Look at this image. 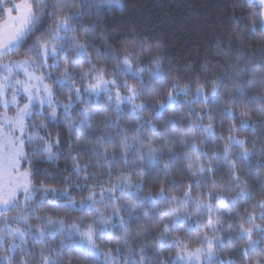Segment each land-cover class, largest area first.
<instances>
[{
	"label": "snow or ice",
	"instance_id": "6c2138e0",
	"mask_svg": "<svg viewBox=\"0 0 264 264\" xmlns=\"http://www.w3.org/2000/svg\"><path fill=\"white\" fill-rule=\"evenodd\" d=\"M245 4L251 9L247 27L264 31V0H237L236 6ZM113 7L123 10L122 0H0V14L6 15L0 24V264H98L101 256L103 264H234L231 255L219 259L216 249L245 237L247 264H264V248L252 238L259 232L264 239V227L256 223L257 218L264 221V67L257 72L254 64H241L239 56L235 63L175 67L159 42L136 36L114 46L108 34L96 32L97 21L85 22L92 8L102 18L104 9L111 12ZM228 47L231 50V41ZM190 93L176 115L178 98ZM165 109H173V115L164 118ZM237 112L239 127L234 122L226 138L218 137L224 143H216L215 114L234 117ZM37 116L38 122L33 119ZM159 120L163 123L153 122ZM46 121L67 130L68 152L61 170L66 174L57 183L50 182L55 176L48 169L38 170L40 164L61 158V134H53ZM238 130L250 132L251 138H238ZM199 133L207 135L201 139ZM205 142L215 146L211 157L201 147ZM233 148L239 150L229 159ZM221 156L227 165L222 179L235 185L234 195L225 196L211 175L219 171L215 160ZM94 157H99L98 170L90 172ZM165 158L164 182L157 187L146 179V167ZM241 161H248L249 167H239ZM173 168L188 173L182 197L171 191L184 185L170 176ZM193 187L200 190L195 195ZM83 188L86 194L74 191ZM238 197L245 205L251 202L253 210L245 207L242 215L225 207L226 199L235 206ZM136 200L150 201L152 215L139 212ZM205 211L207 223L201 226L199 216ZM213 212L222 214L213 219ZM193 215L198 217L197 228L211 233L196 234L198 247H190L177 234L180 230L190 235L186 222ZM233 220L245 222L233 229ZM109 225L118 226L120 234L115 242L105 243V236L113 235ZM169 234L172 243L165 255L163 241ZM56 235L61 236L59 244H45L39 260H33L23 243L26 238L43 242Z\"/></svg>",
	"mask_w": 264,
	"mask_h": 264
},
{
	"label": "trees",
	"instance_id": "16d2710c",
	"mask_svg": "<svg viewBox=\"0 0 264 264\" xmlns=\"http://www.w3.org/2000/svg\"><path fill=\"white\" fill-rule=\"evenodd\" d=\"M95 3H100V0H95ZM123 10L113 7L112 11L109 12L107 8L104 9L105 15L102 18H98L95 9L92 8L85 15V22L88 21H97L98 27L96 32H104L110 37L109 43L118 47L119 41L124 39H131L132 36H136L141 40H146L149 43L159 42L163 55L170 59L173 62L175 67H182L189 63L195 64L197 68L201 63L207 61L211 65H223L226 61L235 63L236 57H241V64L245 61H248L255 65L256 71L260 72L262 67H264V31H261L259 28L252 30L247 27L249 23L248 15L251 9L245 4L244 7L236 6L237 0H122ZM3 18V14H0V19ZM46 22L45 26H47ZM82 31V30H81ZM238 38H242L244 43H239ZM231 41L232 47L229 50V42ZM97 46H101L102 42L100 40L95 41ZM223 50V51H221ZM89 52H92V49L89 48ZM148 53H145L142 59L147 60ZM109 64L113 61L107 62ZM58 74V73H57ZM129 81L132 80L131 76L126 77ZM147 79V75H145ZM184 80L188 79L185 75ZM183 83V80L181 81ZM159 87V85L157 86ZM58 96L63 98L62 94L58 91ZM180 103L174 106L176 115H179V110L181 107H185L184 101L186 99H191V93L188 97H179ZM139 103V101H137ZM125 111H128L127 105H122ZM196 111L200 110V105L193 106ZM150 113H145L149 115ZM173 115V109H165L163 116L167 118L168 116ZM216 115V126L215 133L216 136L213 139L216 143L223 144L224 140L218 139L221 135L226 138L229 135V127L234 122L239 127V112H237L234 117L221 116L220 114ZM127 119V118H126ZM35 120L38 122L40 117H36ZM156 124H162L163 120L153 121ZM208 121L205 120L206 124ZM50 131L55 134L57 131L61 134L62 144H61V158L52 164L42 163L38 166V170L48 169L53 173L55 179L51 180V183H57L60 180L62 174L61 170L64 168L65 157L68 152V138L67 130L64 126L57 125L51 121H46ZM187 123V121H186ZM207 135L206 133H199L201 139ZM238 138H251V133L248 131L238 130L234 133ZM250 146V145H249ZM260 145L258 144L257 147ZM201 147L208 153L209 157L213 151H215L214 144L210 142H205ZM110 152L112 151L110 147ZM178 151L180 149H177ZM238 148H233V155L229 159H235V152L238 151ZM89 153H85L81 159H86ZM195 156V153H193ZM99 157H94L93 166L88 169V171H97L98 169L95 166V161ZM202 159H207L202 157ZM165 159L160 160L155 165H150L146 167L145 176L146 179L152 180V182L158 187L160 183L164 182V173L163 165ZM215 160V158H214ZM117 165L120 168H124L123 162L117 160ZM130 163V162H129ZM186 163V162H185ZM215 163L218 165L219 171L211 174L215 179H217L218 184L224 187V195L228 196L230 193L235 194L236 187L235 185H228L226 183V177L222 179V176L227 172V165L223 161L221 156L218 160H215ZM252 164L255 161L251 162ZM239 167L248 168V161L239 162ZM249 171L254 173V168H249ZM113 178L117 175L116 171H113ZM170 176L176 178L177 180H183L184 185L177 184L171 189L172 193L182 197L183 191L182 188L187 185L189 182V177L187 171L178 172L176 168H173L170 172ZM158 177V179H153ZM248 178L247 176L245 177ZM73 179H76L73 176ZM91 183V181H89ZM251 183V180L249 181ZM149 187V184L145 185V191ZM257 195H259L258 188L253 189ZM76 193L83 192L86 194L87 189H74ZM199 189L193 187V195H195ZM207 191V189H204ZM217 192L220 191V187L216 189ZM141 196L144 195L142 191ZM51 198V197H50ZM79 198V196H77ZM238 203L235 206L230 204L229 200H225V207H231L236 210H239L242 215L243 209L248 208L249 211H252V203L249 202L245 205L242 197H238ZM137 204L139 212H148V215H152L154 209L150 201L140 202L139 200L134 201ZM215 204V201H213ZM192 205H190L189 210H192ZM66 209H62L61 214ZM257 213L259 209H256ZM222 213L213 212L212 217L215 219V216ZM80 213L74 212L73 216H78ZM127 219V215L122 213ZM197 216L193 215L189 221L186 222V225H190V235L184 231L177 230V234L180 238L185 239V243H188L190 247H198L199 245L195 242V236L198 232L209 231L210 230L204 227L197 228ZM208 213L205 211L201 216H199V223L201 226L207 223ZM246 219V218H245ZM245 221L233 220V229L237 227L239 223ZM257 224H260L264 227V221L257 218ZM16 225L13 224V227ZM103 225H97V227H102ZM245 226L248 225L245 223ZM108 231L113 235L111 237L105 236L104 242L107 243L109 239H112L115 242V237L120 234V229L117 226L116 228L108 226ZM211 234V233H210ZM221 235H224L221 233ZM172 234H169V237L163 241L164 252L167 255L168 244L172 243L171 239ZM154 237L150 236L149 240H152ZM254 240L259 241V248H264V239H261L260 233L256 232L253 237ZM61 240L60 235L56 236H46L43 242L38 240H33L32 237H27L23 242L24 246L28 249L32 255L33 260H39V251L45 245L57 246ZM9 243H12L9 240ZM16 243H21L16 241ZM248 241L245 237L244 239L234 238L232 241L226 242L223 249L217 248V257L219 259L226 260L230 255L233 257L234 264H247V259L244 256L242 249L247 247ZM133 247H136L135 242L132 243ZM2 251V249H0ZM171 251L175 254L176 249L172 248ZM67 252V246H66ZM258 254V253H257ZM51 255L55 257L56 253L52 252ZM120 259L123 262L124 253L121 252ZM138 259V255L135 257ZM104 257H99L98 264H103ZM74 264H79V261H74ZM86 264V262H85Z\"/></svg>",
	"mask_w": 264,
	"mask_h": 264
},
{
	"label": "rangeland",
	"instance_id": "374dc122",
	"mask_svg": "<svg viewBox=\"0 0 264 264\" xmlns=\"http://www.w3.org/2000/svg\"><path fill=\"white\" fill-rule=\"evenodd\" d=\"M21 0H12V4H15V3H20ZM12 6L11 4H5V7H10ZM13 15H16L15 12H13ZM6 19V15L3 14V18L0 19V24H2L4 22V20ZM11 58H15V57H11ZM5 59H8V58H5ZM36 117H34L33 119L35 120Z\"/></svg>",
	"mask_w": 264,
	"mask_h": 264
},
{
	"label": "clouds",
	"instance_id": "9594fccd",
	"mask_svg": "<svg viewBox=\"0 0 264 264\" xmlns=\"http://www.w3.org/2000/svg\"><path fill=\"white\" fill-rule=\"evenodd\" d=\"M249 23H251V19H249ZM137 255H138V251H137Z\"/></svg>",
	"mask_w": 264,
	"mask_h": 264
}]
</instances>
